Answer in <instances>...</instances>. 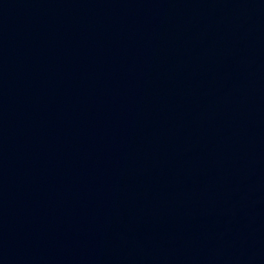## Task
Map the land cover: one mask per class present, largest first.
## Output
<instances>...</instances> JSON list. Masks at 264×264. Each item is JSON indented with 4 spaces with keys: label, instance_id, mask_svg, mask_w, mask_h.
<instances>
[{
    "label": "water",
    "instance_id": "water-1",
    "mask_svg": "<svg viewBox=\"0 0 264 264\" xmlns=\"http://www.w3.org/2000/svg\"><path fill=\"white\" fill-rule=\"evenodd\" d=\"M0 264H264V0H0Z\"/></svg>",
    "mask_w": 264,
    "mask_h": 264
}]
</instances>
